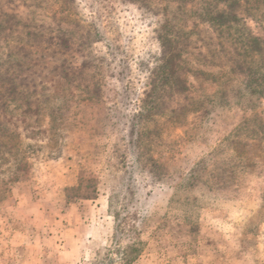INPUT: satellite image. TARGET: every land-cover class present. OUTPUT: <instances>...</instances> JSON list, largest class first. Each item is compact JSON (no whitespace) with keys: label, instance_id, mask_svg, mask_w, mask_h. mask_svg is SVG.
Here are the masks:
<instances>
[{"label":"rangeland","instance_id":"374dc122","mask_svg":"<svg viewBox=\"0 0 264 264\" xmlns=\"http://www.w3.org/2000/svg\"><path fill=\"white\" fill-rule=\"evenodd\" d=\"M25 1L42 17L66 16L56 0ZM77 4L73 20L98 35L103 96L50 76L38 114L10 104L11 136L0 135V264H108L109 252L120 264L127 246L138 249L131 264H264V79L255 92L237 66L256 69L261 58L264 0H240L221 34L205 22L177 26L191 41L181 66L192 100L142 131L154 169L133 156L129 120L161 54L155 1ZM251 36L259 45L250 47Z\"/></svg>","mask_w":264,"mask_h":264},{"label":"trees","instance_id":"16d2710c","mask_svg":"<svg viewBox=\"0 0 264 264\" xmlns=\"http://www.w3.org/2000/svg\"><path fill=\"white\" fill-rule=\"evenodd\" d=\"M4 1L9 7L0 8V135L11 136L12 116L8 113L11 103H21L24 115L39 113L40 98L47 97L46 81L50 76L69 86L83 87L91 92L93 98L101 100V70L93 54L98 35L76 19L73 20L78 15L77 0H56L65 17H42L30 11L25 0ZM125 1L132 4L153 2ZM154 1L160 14L157 15L161 17L157 33L161 54L129 120V145L133 147V156L139 164L150 163L153 169L159 167V160L152 155L151 137L144 138L142 131L148 130L151 125L155 126L163 116L178 114L192 100V86L188 84L185 75L188 69L181 66L183 52L191 41L184 38L179 28H186L192 22V31L205 22L219 34L229 31L236 22L235 7L240 0ZM21 6L26 10H21ZM258 40L251 36L250 47L259 45ZM260 57L256 69H244L243 63L237 65L241 71L244 70L245 86H250L255 92L258 90L255 83L264 79L262 75L257 78L259 70L264 69V49L260 50ZM116 145L113 158L120 161L123 157L121 152H124L121 150L125 149V145L119 139ZM137 252L134 246L119 248L120 264H131L137 259ZM110 254L101 263L106 261L114 264L115 260Z\"/></svg>","mask_w":264,"mask_h":264}]
</instances>
